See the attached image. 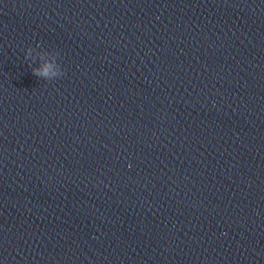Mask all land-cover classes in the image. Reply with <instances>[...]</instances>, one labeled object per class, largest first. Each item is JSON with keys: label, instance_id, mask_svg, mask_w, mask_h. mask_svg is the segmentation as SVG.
Segmentation results:
<instances>
[{"label": "water", "instance_id": "obj_1", "mask_svg": "<svg viewBox=\"0 0 264 264\" xmlns=\"http://www.w3.org/2000/svg\"><path fill=\"white\" fill-rule=\"evenodd\" d=\"M0 264H264V0H0Z\"/></svg>", "mask_w": 264, "mask_h": 264}, {"label": "clouds", "instance_id": "obj_2", "mask_svg": "<svg viewBox=\"0 0 264 264\" xmlns=\"http://www.w3.org/2000/svg\"><path fill=\"white\" fill-rule=\"evenodd\" d=\"M56 55V52L37 51L33 47H28L25 50V59L36 65L31 68L33 75L45 80H52L63 75L61 65L56 60Z\"/></svg>", "mask_w": 264, "mask_h": 264}]
</instances>
